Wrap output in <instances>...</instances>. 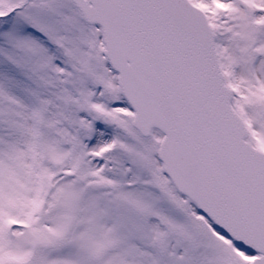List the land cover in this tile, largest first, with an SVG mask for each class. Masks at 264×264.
I'll return each mask as SVG.
<instances>
[{"label": "snow or ice", "instance_id": "obj_1", "mask_svg": "<svg viewBox=\"0 0 264 264\" xmlns=\"http://www.w3.org/2000/svg\"><path fill=\"white\" fill-rule=\"evenodd\" d=\"M0 264H264V0H0Z\"/></svg>", "mask_w": 264, "mask_h": 264}]
</instances>
